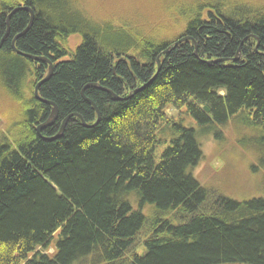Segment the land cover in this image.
<instances>
[{"label": "trees", "instance_id": "trees-1", "mask_svg": "<svg viewBox=\"0 0 264 264\" xmlns=\"http://www.w3.org/2000/svg\"><path fill=\"white\" fill-rule=\"evenodd\" d=\"M20 7L33 20L16 52L29 13L14 11L3 37ZM80 7L0 0V94L19 126L0 140V264H264V0L177 3L137 24ZM183 37L195 46L172 47ZM34 57L52 63L38 95L58 110L40 135L51 108L33 96L47 73ZM70 115L86 126L71 118L45 140ZM228 125L222 154L252 162L256 196L192 175L198 139L220 149Z\"/></svg>", "mask_w": 264, "mask_h": 264}, {"label": "rangeland", "instance_id": "rangeland-1", "mask_svg": "<svg viewBox=\"0 0 264 264\" xmlns=\"http://www.w3.org/2000/svg\"><path fill=\"white\" fill-rule=\"evenodd\" d=\"M75 7L84 9L88 14L94 15L97 19L111 17L112 15H122L123 20L131 21L137 24L140 20L153 17L159 18L166 14V11L171 15L174 13V7L177 3H190L193 0H73ZM117 12L108 13V12ZM159 13V14H157ZM163 15V16H162ZM106 16V17H105ZM114 17V16H113ZM100 21V20H96ZM157 21V20H156ZM164 29V28H163ZM163 29L160 30L159 35L165 36ZM173 37L178 35L176 28L169 31ZM176 38V37H175ZM70 46L73 47V43ZM70 48V47H69ZM16 105L12 102L11 98L6 95L0 94V140L2 136H7L8 132H14L17 128V116L13 112ZM183 112V111H182ZM182 112L166 109V114L170 118H177L178 114ZM17 128V129H16ZM229 125L223 129V136L228 140L220 149L215 147V143L211 135H205L198 139L202 152V161L195 169H192V175L202 185L211 186L225 195L230 196L232 199L249 198L256 196L255 188L261 178L259 172H251V161L245 164L240 161L239 163V150L235 149V158H227V154L223 155L222 152L228 151L231 139L229 136ZM231 151V149H230ZM231 157V154L228 157ZM222 194V195H223ZM48 254L53 253V247L50 246L47 250Z\"/></svg>", "mask_w": 264, "mask_h": 264}, {"label": "water", "instance_id": "water-1", "mask_svg": "<svg viewBox=\"0 0 264 264\" xmlns=\"http://www.w3.org/2000/svg\"><path fill=\"white\" fill-rule=\"evenodd\" d=\"M16 10H25V11H27V12L29 13V23H28L27 27L25 28V30H23V32H21L19 35H17V36L12 40V43H11V44H12V48H13L14 51H16V50L14 49V46H13L14 41L16 40L17 37L23 35V34L29 29V27H30V25H31V22H32V20H33V13H32V11H31L29 8L20 7V8H17V9H15V10L11 11L10 14H9V15L7 16V18H6L7 31H6V34H5V36L3 37V39H4V38L7 36V34H8V30H9V28H8V19H9V17L11 16V14H12L14 11H16ZM3 39H2V40H3ZM188 41L192 42V43L194 44V46H195V43H194L193 39L188 38V37H183V38L179 39L177 42H175V43L173 44L172 47H176L177 45H179V44H181V43H183V42H188ZM239 49H240V46H239L238 51L236 52L235 57H234V59H233L234 62L237 61V60L239 59V57H240V51H239ZM168 51H169V49L165 50V51L163 52V54H166ZM16 52H17V51H16ZM31 59H32L33 61L37 62V63H46V64L48 65L47 73H46L45 77H44L42 80H40V81L35 85L34 90H33V96H34V98H35L37 101H39V102H41V103H44V104L47 105V106H50V108H51L48 117H47L42 123H40V125H38V126L36 127V132H37L38 135H40V132L46 130L47 128H50L51 126H53V125L55 124V122H56L57 119H58V110H57V107H56L55 104H53V103H51V102H47V101L42 100V99L39 97V95H38L39 87H40L42 84H44L45 82H47V81L49 80V78L51 77V75H52V71H53L52 63H51L48 59H46V58H35V57H34V58H31ZM123 60H124V59H123ZM221 61H223V60H218L217 62H221ZM156 66H157V67H156V73H155L154 77L156 76V74L158 73V71H159V69H160L159 57H158L157 60H156ZM154 77H153V78H154ZM94 87H95V86H94ZM95 88H96V87H95ZM141 89H142V87H141ZM81 96H82V98H83V99H84V100H85V101L91 106V108L94 110V112H95V114H96V121H95V123L93 124V126H94V125H96V123L99 121V116H100V115H99V111H98V109L96 108V106H95V104H94L93 102H91V101H89V100H87V99L84 98V96H83L82 93H81ZM205 110H206V109H205ZM206 111H207V110H206ZM71 118H77L78 120H80L82 126H86V125L84 124L83 120H82L79 116H77V115H70V116H67L66 118H64V119L62 120L61 125H60V127H59V130H58L57 134H56L55 136H53L52 138H49V139L45 138V140H47V141H51V140H54V139H56V138H59V137L61 136V134L63 133V129H64V127H65V124H66L67 121H68L69 119H71ZM43 139H44V138H43Z\"/></svg>", "mask_w": 264, "mask_h": 264}]
</instances>
